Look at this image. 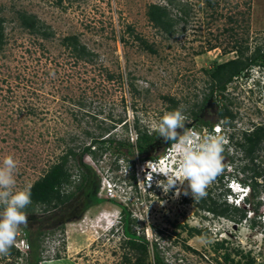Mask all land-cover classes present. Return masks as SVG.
<instances>
[{"label":"rangeland","instance_id":"obj_1","mask_svg":"<svg viewBox=\"0 0 264 264\" xmlns=\"http://www.w3.org/2000/svg\"><path fill=\"white\" fill-rule=\"evenodd\" d=\"M152 4L166 6L167 1L0 0L5 38L0 49V163L7 155L18 161L17 188L31 186L68 150L79 154L91 146L92 137L134 143V126L154 132L163 114L171 111L164 98L174 99L176 109L184 106L188 119L179 134L192 138L191 132L202 130L195 134L207 136V129L194 126L190 113L210 91L206 72L234 59L237 47H247L249 55L264 44V0H173L172 14L183 20L169 37L149 21L146 13ZM21 14L34 16L48 37L23 29ZM70 36L91 55H74L64 45ZM136 36L156 52L144 50ZM259 69L235 79L224 93H214L200 112V120L214 124L219 106L236 113V132L225 127L221 134L228 145L224 170L205 197L192 198L188 182H179L181 173L176 185L147 192L141 162L125 148V157H117L113 148L96 159L84 154L81 162L99 177L97 197L104 201L85 207L78 192L52 212L27 214V225L14 241L19 249L12 246L20 256H0V264H27V232L35 242L40 238L39 264H134L137 255L125 243L123 229L106 231L112 222L120 226L121 205L131 213L132 231L149 243L150 264L155 242L166 264H244L248 253L254 264H264V224L250 219L264 216V193L256 200V212L246 205L250 214L240 223L202 208V200L206 206L226 200L229 190L222 188V175L242 180L247 173L241 171L251 166L236 142L244 143L240 134L251 124L264 126V70ZM176 143L158 145L153 156L165 155L169 148L171 158L180 160ZM76 159L69 157L67 164L74 180L79 176ZM252 164L264 167V143ZM132 169L135 187L128 179ZM74 190L72 186L68 192ZM221 242L223 246L217 245Z\"/></svg>","mask_w":264,"mask_h":264},{"label":"trees","instance_id":"obj_2","mask_svg":"<svg viewBox=\"0 0 264 264\" xmlns=\"http://www.w3.org/2000/svg\"><path fill=\"white\" fill-rule=\"evenodd\" d=\"M166 1V6L157 4L150 5L146 14L152 25L164 32L169 37L174 35L176 31L175 27L180 21L183 20V17L176 18V16L173 15L171 11L173 0ZM181 11L182 13L186 14L184 9ZM20 25L23 29L27 30L28 33L40 34L44 38L48 37L46 32H42L43 25L39 23L34 16L21 14ZM3 32V20L0 18V49L2 48L5 41ZM135 39L140 42V45L144 50H147L150 53L156 52L151 45L147 44L145 40L138 36H136ZM64 45L69 48L78 58H85L91 55V53L88 52L84 46L79 44L77 38L74 36L65 38ZM247 51V47H237L236 57L234 59L222 64H216L212 69L206 72L210 77V91L202 99L201 105H194L190 111L191 118L196 123L194 126L203 127L207 129L208 132H211L214 123L200 120L199 116L200 112L208 103V101L216 96H214V93L219 95L224 93L227 90V86L233 83L235 79L243 77L246 78L253 67H260L261 69L264 68V44L257 46L249 55L246 54ZM111 78L112 76H109V79ZM164 99H167L172 104V107L170 108L171 111L176 109L177 102H175L174 99ZM218 114L221 118L225 119L222 122L224 126L230 125L227 119L233 117V115L232 111L228 109L227 105L219 107ZM184 129L186 130V128ZM134 130V133L136 134V140L134 143L129 142L128 140H116L112 137L102 139V136H100L92 137L91 146L83 147L79 154H76L73 149L68 150L63 156L60 157L56 164H53L42 177H40L31 185V203L24 211L28 215L36 213L38 211L37 209L45 213L52 212L70 201L78 192L82 197V203H85V207L102 203L104 200L97 197L100 179L90 166L81 162V158L84 154H89L92 159H96L99 152L111 150L112 148L115 149L117 157H125L126 153L133 155L136 152L140 162L155 160L163 156V154L156 156H153L152 154L153 149L160 145L164 140L163 137L159 136L157 131L150 133L147 129H142L138 126H134ZM201 131L202 130H196V132L199 133H201ZM243 135L245 142L238 145L242 147L245 157L249 158L251 166L247 165L241 172L248 174V171H250L251 173L250 175L246 174V177L240 181L252 188V203L250 202V204L253 205L252 208L256 212L258 210L257 208L259 204V202L256 200L261 193H264V167L259 169V167L252 163L255 159L256 153L261 150L264 141V129L259 128L250 135H247L246 133H243ZM230 137L233 138L234 136L231 135ZM174 142L176 141L168 140L167 146H170ZM124 148L127 149L126 153L122 152ZM78 156L79 159L77 167L79 171H77V175L79 176L78 180H76V178L74 180L72 179L73 175L70 173V168L67 164L69 157H74L76 159ZM133 166L134 165L132 163L131 168ZM224 177L225 176L222 175L220 177V181H222ZM128 179L131 180L129 183L135 187L136 178L134 176L133 169L130 171ZM258 179L261 180V183L257 182ZM72 186L75 187L74 192H68V189H70ZM202 201V204L204 205L202 208L213 213V215L226 217L228 219L230 218L237 223H240L242 220L246 219V210L231 206L225 203V201H223L222 204L211 203L209 206H206V202L204 200ZM120 208L122 212L123 235L127 239L125 243L128 245L130 250L134 251V254L137 255L136 262L134 264H150L147 262L149 246L148 241L143 235L140 236L132 231L131 224L133 223V220L131 219V213L123 205H121ZM191 234L192 233L189 235ZM39 239H37V241H39ZM37 241L35 242V239L31 238L30 234L27 232V243L29 248V259H26L27 264H39L41 262L42 251L40 242ZM223 243L224 242H221V244L217 245L223 246ZM9 253L15 255L16 257L20 256V253L13 247H11ZM248 255L244 264H254V258H249ZM223 257L225 261L229 260V256L225 255ZM152 258V264H166L160 256L156 242L152 244ZM237 264H240V262H237Z\"/></svg>","mask_w":264,"mask_h":264},{"label":"clouds","instance_id":"obj_3","mask_svg":"<svg viewBox=\"0 0 264 264\" xmlns=\"http://www.w3.org/2000/svg\"><path fill=\"white\" fill-rule=\"evenodd\" d=\"M255 68L257 67H253L250 71ZM260 70L262 71L264 68H260ZM258 84L262 83L258 82ZM187 119L184 106L165 112L160 118L155 131L165 140L178 141L175 148L181 159H172L173 151L171 152L168 148V153L165 155L155 160L141 162L142 170L140 173L148 188L147 192L167 184V187L176 185L178 174L181 173L183 180L179 182H188L192 198H203L207 195V188L223 172L225 166L223 153L227 140L221 134L226 131V126L222 122H218L213 126V128L218 127L216 131L212 128L206 137L195 139L194 136L192 138L187 135L182 136L177 132V129L184 128V122ZM17 170L18 161L12 155L5 156L0 163V208L3 209L0 211V256H6L9 253L18 230L22 225L26 226L28 221L27 213L24 210L31 203V186L17 188ZM224 176L226 185L222 184V188L229 190L224 201L231 206L246 210V215L255 212L246 209V205H250V201H252V188L243 184L239 179H228L231 175ZM118 215L122 221L121 209ZM250 219L256 220L258 224H264L263 214L256 217L252 216ZM121 221L118 224L120 226L113 224V222L107 226L108 234H116L122 230ZM14 246L19 249L16 244ZM23 246L29 249L27 241L26 243L23 242Z\"/></svg>","mask_w":264,"mask_h":264},{"label":"flooded vegetation","instance_id":"obj_4","mask_svg":"<svg viewBox=\"0 0 264 264\" xmlns=\"http://www.w3.org/2000/svg\"><path fill=\"white\" fill-rule=\"evenodd\" d=\"M218 103V102H217ZM218 107V106H217ZM219 107H221V106H219ZM219 107H218V109H219ZM236 113H232V115H233V117H231V118H229V119H227L228 121H229V124L230 125H227L226 127H231V129L233 130V132H236V130H235V128H234V126H233V123L235 122V115ZM217 120H218V122H223L225 119H223V118H221L220 116H219V114H218V111H217ZM217 122V123H218ZM259 128H263L264 129V126L263 125H261V124H257V125H255V124H251V129L250 130H245L244 132H241V134H240V138H242V139H244V135H243V133L245 134H247V135H250V134H252V133H254L255 132V130L256 129H259ZM244 142H245V139H244ZM168 143V140H163L162 141V143L161 144H167ZM237 144V146L238 147H240L238 144H240V142L238 141V142H236ZM263 143H264V141H263ZM242 144V143H241ZM156 148H158V146L156 147ZM240 148H242V147H240ZM245 155V154H244ZM245 158H247V157H245ZM247 159H249V158H247ZM250 161V160H249Z\"/></svg>","mask_w":264,"mask_h":264},{"label":"built area","instance_id":"obj_5","mask_svg":"<svg viewBox=\"0 0 264 264\" xmlns=\"http://www.w3.org/2000/svg\"><path fill=\"white\" fill-rule=\"evenodd\" d=\"M218 127H216L215 129L217 130ZM220 128V127H219ZM195 133H197L196 131L194 132H191L192 136H194V138H199V139H202V137L198 136V134L196 135ZM207 135V134H206Z\"/></svg>","mask_w":264,"mask_h":264},{"label":"water","instance_id":"obj_6","mask_svg":"<svg viewBox=\"0 0 264 264\" xmlns=\"http://www.w3.org/2000/svg\"><path fill=\"white\" fill-rule=\"evenodd\" d=\"M183 129H184V128H183ZM183 129H181V131H182Z\"/></svg>","mask_w":264,"mask_h":264}]
</instances>
